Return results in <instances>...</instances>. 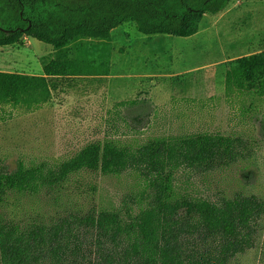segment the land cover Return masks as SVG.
I'll use <instances>...</instances> for the list:
<instances>
[{
	"label": "rangeland",
	"instance_id": "374dc122",
	"mask_svg": "<svg viewBox=\"0 0 264 264\" xmlns=\"http://www.w3.org/2000/svg\"><path fill=\"white\" fill-rule=\"evenodd\" d=\"M80 44L92 42L59 52L24 37L0 47L1 72L41 76L62 56L81 71L38 109L0 106V158L9 169L20 163L54 167L94 143L137 149L158 138L223 135L246 143L245 159L205 175L181 171L176 192L215 204L237 195L264 201V98L226 90L227 63L264 51V0H230L222 13L206 15L190 38L146 37L136 24H124L113 31L112 52L104 59L85 56ZM101 66L107 76L96 72ZM148 195L136 172L83 171L56 189L10 195L0 205V224L53 227L92 212L137 214ZM79 234L94 245L95 232ZM230 264H264V217L255 248Z\"/></svg>",
	"mask_w": 264,
	"mask_h": 264
},
{
	"label": "trees",
	"instance_id": "16d2710c",
	"mask_svg": "<svg viewBox=\"0 0 264 264\" xmlns=\"http://www.w3.org/2000/svg\"><path fill=\"white\" fill-rule=\"evenodd\" d=\"M230 0H0V47L29 37L62 52L75 43L95 59L112 52L114 30L136 24L146 37L190 38L206 15L222 13ZM25 20H27L25 22ZM20 28V29H19ZM22 28V31H21ZM95 68V67H94ZM226 90L264 98V51L226 66ZM92 70V67L90 68ZM90 70V71H91ZM107 76L106 69L95 68ZM64 56L47 63L43 75L0 71V106L38 109L53 92L78 76ZM174 79V78H171ZM240 138L197 134L158 138L134 149L114 141L94 143L74 158L46 168L20 163L9 169L0 158V205L12 194L37 195L59 188L83 171L121 176L136 172L148 185V203L127 210L92 212L53 227L0 224L1 264H230L256 246L264 201L237 195L215 204L180 195L178 173L205 175L245 159ZM96 233L93 246L79 230Z\"/></svg>",
	"mask_w": 264,
	"mask_h": 264
},
{
	"label": "flooded vegetation",
	"instance_id": "af4514ba",
	"mask_svg": "<svg viewBox=\"0 0 264 264\" xmlns=\"http://www.w3.org/2000/svg\"><path fill=\"white\" fill-rule=\"evenodd\" d=\"M26 21H27V20H25V22H26ZM19 29H20V28H19ZM21 31H22V28H21ZM0 32H3V33H9V30L0 27Z\"/></svg>",
	"mask_w": 264,
	"mask_h": 264
},
{
	"label": "crops",
	"instance_id": "0c3cea01",
	"mask_svg": "<svg viewBox=\"0 0 264 264\" xmlns=\"http://www.w3.org/2000/svg\"><path fill=\"white\" fill-rule=\"evenodd\" d=\"M145 77H154V76L151 75V76H145Z\"/></svg>",
	"mask_w": 264,
	"mask_h": 264
}]
</instances>
